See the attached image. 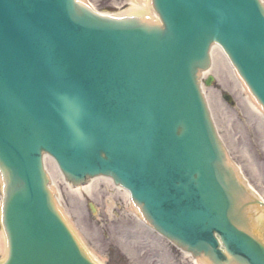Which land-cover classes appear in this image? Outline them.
<instances>
[{"label":"water","instance_id":"water-1","mask_svg":"<svg viewBox=\"0 0 264 264\" xmlns=\"http://www.w3.org/2000/svg\"><path fill=\"white\" fill-rule=\"evenodd\" d=\"M150 6L159 22L82 0H0V264H96L57 207L44 155L73 186L112 178L205 264H264V202L228 157L199 80L216 45L264 112V4Z\"/></svg>","mask_w":264,"mask_h":264},{"label":"rangeland","instance_id":"rangeland-1","mask_svg":"<svg viewBox=\"0 0 264 264\" xmlns=\"http://www.w3.org/2000/svg\"><path fill=\"white\" fill-rule=\"evenodd\" d=\"M87 1L105 14H123L134 7L133 3L148 2ZM212 57L215 72L210 75L214 82L204 87V93L215 126L242 176L264 200V118L247 101L246 92L217 47ZM224 94L232 98L233 105L225 102ZM44 165L74 233L98 264H197L144 226L130 210L123 190L110 181L97 179V186L88 194L77 193L62 180L50 158Z\"/></svg>","mask_w":264,"mask_h":264},{"label":"bare ground","instance_id":"bare-ground-1","mask_svg":"<svg viewBox=\"0 0 264 264\" xmlns=\"http://www.w3.org/2000/svg\"><path fill=\"white\" fill-rule=\"evenodd\" d=\"M139 2V1H138ZM134 7L129 9L127 11L128 14H133V15H143V14H146V13H150V6H149V3L148 2H140V3H133ZM152 16L154 17V19L156 18V16L151 12ZM216 48V47H213V49ZM218 49V48H217ZM219 50V49H218ZM222 55V54H221ZM224 58V57H223ZM213 59V57H212ZM214 62V60H213ZM215 62H216V58H215ZM211 72H215V69L214 67L208 72V74H210ZM234 73V72H233ZM207 72L203 73L202 74V77H205L208 75ZM235 75V73H234ZM235 78L237 79V81L240 83V81L238 80V78L236 77L235 75ZM241 84V83H240ZM242 87V85H241ZM242 89L244 90V88L242 87ZM245 91V90H244ZM246 92V91H245ZM247 95V101L250 103V105L252 106V108L259 114L261 115L263 118H264V115L263 113L260 111V109L255 105V103L253 102V100L248 96V94L246 93ZM47 157H45V160H46ZM48 159V158H47ZM56 171L58 172V174L60 175L61 178L62 175L60 174V172L57 170L58 168L56 167V165H54ZM96 180L97 179H93L90 181V185H84V186H80V187H77V188H74V191L77 192V193H85V194H88L93 188H95L97 186V183H96ZM67 184V183H66ZM68 186H70L69 184H67ZM124 195L126 196V199H127V203L130 205V210H132V213L137 217V219H139L140 221V218L138 216V214L136 213V210L134 208V206L128 202V193L126 191H124ZM260 220V219H259ZM261 221H264L262 218L260 220ZM5 239H4V235L3 233L0 231V249H1V252H2V255L5 256ZM195 263L197 264H205L203 262H200V261H194Z\"/></svg>","mask_w":264,"mask_h":264}]
</instances>
